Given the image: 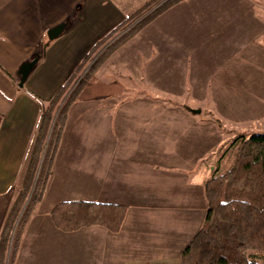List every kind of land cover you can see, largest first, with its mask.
Listing matches in <instances>:
<instances>
[{"label":"crops","instance_id":"0c3cea01","mask_svg":"<svg viewBox=\"0 0 264 264\" xmlns=\"http://www.w3.org/2000/svg\"><path fill=\"white\" fill-rule=\"evenodd\" d=\"M141 2L0 0V245L36 136L40 100L50 101L98 38ZM69 18L77 21L73 28L48 44L20 87L22 64ZM235 34L243 35L234 47ZM258 34H264V0H181L114 51L70 109L54 172L18 241L15 264H181L182 249L205 224V182L226 137L264 116V87L257 82L263 77L250 76L259 54L248 37ZM239 45L254 57L243 63V74L232 60ZM207 57L223 73L239 74L228 77L222 92L218 62L209 65ZM207 90L224 98L208 102ZM165 99L186 103L169 116L153 107ZM207 102L221 123L240 130L224 123L218 130L195 116L201 110L193 105ZM65 200L125 205L126 217L118 232L101 225L64 231L51 210Z\"/></svg>","mask_w":264,"mask_h":264},{"label":"trees","instance_id":"16d2710c","mask_svg":"<svg viewBox=\"0 0 264 264\" xmlns=\"http://www.w3.org/2000/svg\"><path fill=\"white\" fill-rule=\"evenodd\" d=\"M179 1L142 0L107 34L115 37L105 47L98 49L95 42L50 101L40 100L42 113L36 136L1 235L0 264L9 250L8 264L16 262L18 241L44 199L75 99L114 51ZM67 21L68 25L72 19ZM50 42L53 41L48 37L41 52L36 53L40 54L39 60ZM75 80L78 81L74 90L64 99ZM61 102L64 103L58 110ZM231 147H235V153L230 163L223 170L218 166L205 182V224L182 249L181 264H264V132L240 134ZM225 155L227 151L220 161H224ZM126 211L125 205L116 203L65 200L53 207L51 217L64 231L101 225L118 232Z\"/></svg>","mask_w":264,"mask_h":264},{"label":"rangeland","instance_id":"374dc122","mask_svg":"<svg viewBox=\"0 0 264 264\" xmlns=\"http://www.w3.org/2000/svg\"><path fill=\"white\" fill-rule=\"evenodd\" d=\"M139 1V0H138ZM125 3V2H124ZM124 3H122V5H125ZM141 5V4H140ZM128 13L130 12V11H132V9H128V8H126L125 9ZM75 22H77L76 21V19L75 18H73L72 19V22H70V24H68V25H66V28H65V31L66 30H70V29H72L73 28V26L75 25ZM113 29V28H112ZM111 29V30H112ZM110 30V31H111ZM142 30V29H141ZM65 31H64V33H65ZM110 31H105L106 33H103V35H101V37L100 38H98V40L96 41V42H98V49H101V48H103V47H105L106 46V44L107 43H109L114 37L112 36V35H110V36H108L107 34L110 32ZM63 34V33H62ZM252 35H253V33H251ZM243 34H240V35H238V34H235V36H233V38H232V41H233V43H234V47H235V41H234V39H235V37L236 36H242ZM259 35H264V34H258L257 36H259ZM257 36H249L248 37V39H249V41H251V40H253V41H251L252 42V45H254V51L255 52H257L258 54H259V57H258V59H257V63L256 64H254L253 65V67H254V69H255V71L254 72H250V76L251 77H263V78H259V80L257 81L258 83H260L259 85L260 86H263L264 87V67H262V62L261 61H259V59H261V57H263V59H264V49L263 48H261V47H258L257 45H256V43H258L259 45H264V37H262V36H259V37H257ZM257 37V38H256ZM256 38V39H255ZM57 39V38H56ZM228 40H230L231 39V37H228L227 38ZM243 43H244V41H243ZM121 47V46H120ZM253 46H251V47H249V48H252ZM243 47L241 46V45H239L238 47H237V49L233 52V54H234V56L232 57V60H233V62L234 63H240V64H242L240 67H239V70H241L240 71V73L241 74H243V72L246 70V66H245V64H243V63H245L246 62V60L248 59L250 62H251V60H252V58H254L253 56H251V58H247V56H245L244 54H242L241 52H242V49ZM40 49H41V47H40ZM257 50V51H256ZM249 52H251L250 50H249ZM251 54H253V52L251 53ZM208 59H210V61H209V65H210V62L212 61L213 63H216V61L218 62V64H217V67H218V72H216V74H215V78H218V80H215V82H216V84H217V86H219L220 87V89H221V92H222V90H223V88H226V87H229L230 86V84H231V82H230V80H229V76H233V78H234V80H235V76H238L239 74L238 73H236V74H228V73H223L220 69H219V61L218 60H215L214 61V58L212 57H207ZM82 59V58H81ZM255 59H256V56H255ZM81 61V60H80ZM79 61V62H80ZM94 61V59L92 60V62ZM91 64V63H90ZM251 64V63H250ZM249 68H250V66H248V70H247V72H245V73H248V71H249ZM87 69H89V68H87ZM87 69L86 70H84V72L81 74V76L79 77V78H81L84 74H85V72L87 71ZM97 73V72H96ZM96 75V74H95ZM95 77V76H94ZM78 78V80H80ZM120 79V78H119ZM78 80H75V81H73V85H71V89H70V91H67V93H66V95L63 97L64 99H66L68 96H69V94H70V92L71 91H73L74 90V87L76 86V84H77V81ZM211 83H212V81H211ZM235 83V82H234ZM236 85V84H235ZM112 86V85H111ZM117 87H118V85H117ZM138 87V86H137ZM101 89H104V87L102 86V88ZM91 91V93H92V95L94 96L95 94H94V91H92V90H90ZM218 91V90H217ZM214 92L215 91H212V90H207V93H208V99H207V101L209 102V101H212L213 102V100H217V98H219L220 97V95H221V97L222 98H224V93H222L221 94V92H220V94L219 95H217V98H214ZM137 95H140V93L139 92H137ZM157 95H155L154 94V97H156ZM79 97V96H78ZM77 97V98H78ZM62 98V99H63ZM76 98V99H77ZM75 99V100H76ZM75 102V101H74ZM186 103V99H175L174 100V103L172 102V100H170V99H165L164 101H160L159 103H157V104H153V107H158L159 108V112L161 113V114H168L169 116L171 115V114H173L174 112H176L175 110L176 109H178L177 108V104H179L178 106L179 107H182V104L183 103ZM206 103V105H205V107H202L201 105H199V106H196V105H193L194 107H193V109H196V110H201V113L200 114H195V116H202V117H204V118H206L209 122H211V123H213V124H215L216 125V128L218 129V130H222V128L224 127L223 126V124L222 123H224V122H220V120H219V118L217 117V116H219V114L217 113V111L215 110V108H213V107H210V106H207V105H210V103ZM64 102H61V105L58 107V110L60 109V107L62 106V104H63ZM73 105V104H72ZM242 106V105H241ZM72 107V106H71ZM192 107V106H191ZM233 110L234 109H236L237 107H238V105H236V104H233ZM244 109L245 108H247L246 106H242ZM261 107H264V106H261ZM183 108V107H182ZM71 109V108H70ZM214 111V113L213 112H211V111ZM69 113H70V111H69ZM191 113H193V112H191ZM264 113V112H263ZM71 114V113H70ZM224 125H226V126H229V125H231L233 128H235V129H237V130H240V128H241V126H238L237 128H236V123H233V124H225L224 123ZM250 125V124H249ZM231 126H230V128H231ZM229 127H226L225 128V132H227L228 130H231ZM242 128H244V130L246 131V132H240L239 133V131H233V132H235L234 133V137L232 138V136L230 135V134H228V136L229 137H226V140H225V142H224V145H223V149H224V152H226L227 151V155H225V157H224V161L222 162V161H219L215 166H214V168H213V170H211V172H210V176L208 177V179L213 175V173L215 172V170H216V168L219 166L220 168H221V170H223L226 166H227V164H229L230 163V161H231V159L233 158V155H234V153H235V147H231V145H232V143H233V141H234V139L236 138V137H238V135H240V134H250V133H254V132H256V133H262V132H264V116H260L259 117V119L257 120V121H255V123H252L250 126H245V127H242ZM224 129V128H223ZM238 132V133H237ZM227 133H231V132H227ZM232 138V139H231ZM226 148H225V147ZM222 150V149H221ZM221 150H219V152H218V154H220L221 153ZM220 160H221V158H220ZM207 179V180H208ZM206 180V181H207ZM74 187V186H73ZM75 188V187H74ZM207 200V199H206ZM192 206V205H191ZM186 209H185V212H187L188 211V208H190V205H189V207L188 206H186L185 207ZM207 208H208V203H207Z\"/></svg>","mask_w":264,"mask_h":264},{"label":"water","instance_id":"95a60500","mask_svg":"<svg viewBox=\"0 0 264 264\" xmlns=\"http://www.w3.org/2000/svg\"><path fill=\"white\" fill-rule=\"evenodd\" d=\"M66 23H62L59 24L57 26H55L54 28L49 30L48 33V37L50 40H54L56 38H58L60 35H62V33H64L65 28H66ZM40 58V54L35 55V57L31 60L25 61L22 66L19 69V74H20V81H19V86L20 87H24L27 78H29L30 73L32 72V70L34 69V67L37 66V63L39 61Z\"/></svg>","mask_w":264,"mask_h":264}]
</instances>
